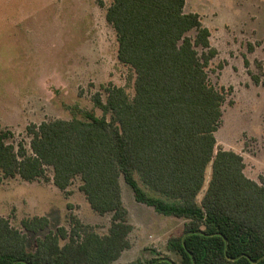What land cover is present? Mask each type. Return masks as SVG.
<instances>
[{
    "label": "trees",
    "instance_id": "trees-1",
    "mask_svg": "<svg viewBox=\"0 0 264 264\" xmlns=\"http://www.w3.org/2000/svg\"><path fill=\"white\" fill-rule=\"evenodd\" d=\"M186 4L112 0L106 20L117 35L119 60L135 74L133 96L110 83L106 100L97 92L94 108L81 117L29 125L31 151L11 142L13 131L0 123L3 178L52 180L70 195L79 177L92 210L112 214L106 234L70 214L69 227L38 237L34 250L27 234L47 230L48 217H25L21 228L0 217V264H114L131 247L133 230L122 180L138 202L186 220L167 244L177 259L160 254L149 264H264V184L246 175L242 155L218 147L232 88L213 84L208 68L218 49L201 15L186 12Z\"/></svg>",
    "mask_w": 264,
    "mask_h": 264
},
{
    "label": "rangeland",
    "instance_id": "rangeland-1",
    "mask_svg": "<svg viewBox=\"0 0 264 264\" xmlns=\"http://www.w3.org/2000/svg\"><path fill=\"white\" fill-rule=\"evenodd\" d=\"M111 2L0 0V123L13 131L11 142H23L31 151L29 125L81 117V111L94 108L97 92L106 100L104 87L110 83L134 95L135 74L119 60L117 35L106 20ZM186 2V12L201 15L218 49L208 68L213 84L227 92L232 88L216 133L218 147L242 155L246 175L264 184V0ZM48 176L53 177L51 169ZM210 179L211 167L199 201ZM81 184V178H76L66 195L52 180L5 179L0 170V217L9 218L18 228L25 217L49 218L47 230L27 234L30 250L38 237L69 227L70 214L106 234L112 214L94 212ZM121 185L133 230L131 247L114 264L138 259L149 264L160 254L176 260L167 244L186 220L157 213L138 202L124 180Z\"/></svg>",
    "mask_w": 264,
    "mask_h": 264
}]
</instances>
